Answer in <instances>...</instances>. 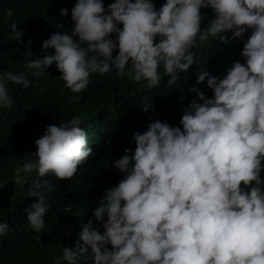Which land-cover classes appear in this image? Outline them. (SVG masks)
<instances>
[{"label": "clouds", "instance_id": "9594fccd", "mask_svg": "<svg viewBox=\"0 0 264 264\" xmlns=\"http://www.w3.org/2000/svg\"><path fill=\"white\" fill-rule=\"evenodd\" d=\"M202 8L215 14L203 30ZM71 19V35L55 33L44 44L54 54L27 67L39 78L55 64L73 93L85 90L92 74L113 68L118 77L128 75L154 89L161 84L162 65L171 86L193 65L198 42L219 37L227 43L222 33L243 39L252 32L243 44L244 64L234 62L223 78L198 74V84L208 78L214 98L198 93L202 103L185 109L183 130L156 121L134 135V154L125 149L114 164L124 179L105 190L94 210L97 223L107 216L105 231L88 221L75 248L64 247V259L68 264H264V0H166L159 10L151 0H115L107 14L103 0H77ZM12 27L20 41L23 33ZM5 80L24 88L32 84L23 74H0L5 107L13 103ZM143 111H149L147 104ZM80 124L75 117L48 126L28 156L35 163L25 162L18 173L36 169L39 177L73 178L92 154ZM22 179L18 174L15 183ZM52 191L47 180L35 181L29 190L36 202L25 209L26 217L37 232L44 229L49 208L45 192ZM7 230L0 223V235Z\"/></svg>", "mask_w": 264, "mask_h": 264}, {"label": "trees", "instance_id": "16d2710c", "mask_svg": "<svg viewBox=\"0 0 264 264\" xmlns=\"http://www.w3.org/2000/svg\"><path fill=\"white\" fill-rule=\"evenodd\" d=\"M76 2L0 0V74H23L32 82L29 88H24L4 81L13 103L6 107L0 105V223L8 225V230L0 235V264H68L63 249L75 248L88 221L91 220L93 228H98L101 234L105 231L102 224L107 222V216L97 223L94 210L105 190L124 179L126 174L114 164L126 154L125 149L131 150L129 155L134 154V135L145 132L148 125L156 121L183 130L180 121L185 109L193 102L202 103L198 93L214 98L208 78L198 84V74L207 72L209 78H223L234 62L245 63L243 44L250 37L251 29L243 39H233L231 31L222 33L227 43L221 42L219 37L198 42L192 49L193 65L187 72L178 73L176 83L171 86L162 65L159 69L161 84L154 89L147 88L146 81L136 82L128 75L118 77L113 68L105 74H92L87 88L73 93L65 86L55 64L39 78L27 65L54 54L53 49L44 47L53 34H72L71 11ZM114 2L103 0L106 14L108 6ZM151 2L159 10L166 0ZM64 9L67 15L61 14ZM201 16L203 30L215 18L214 10L202 8ZM13 24L23 33L20 41L14 38ZM116 55L118 49L114 50L113 58ZM193 88L197 91H192ZM145 104L148 112L143 111ZM75 117L81 119L80 127L87 133L92 154L78 166L73 178L57 180L51 174L39 177L36 169L18 173L25 162L35 163V158L28 156L36 152L35 141L48 126L67 123ZM18 174L23 177L19 184L15 183ZM261 177L264 179V171ZM37 180H47L53 186L51 193L45 192L49 208L41 232L32 229L25 211L36 202L28 193ZM107 247L111 250V245ZM77 264L90 262L80 260Z\"/></svg>", "mask_w": 264, "mask_h": 264}]
</instances>
